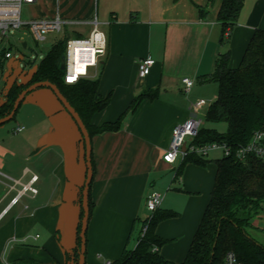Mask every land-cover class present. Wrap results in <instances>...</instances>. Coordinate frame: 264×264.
I'll return each instance as SVG.
<instances>
[{"label": "crops", "instance_id": "crops-1", "mask_svg": "<svg viewBox=\"0 0 264 264\" xmlns=\"http://www.w3.org/2000/svg\"><path fill=\"white\" fill-rule=\"evenodd\" d=\"M222 2L214 0L205 16L199 6L209 0H37L29 5L37 17L59 11L66 27L92 25L97 19L108 36L107 53L90 77L99 79L98 93L110 97V103L92 123L102 126L122 117V124L92 138L94 207L86 264L115 261L125 248L136 246L153 191L163 194L161 210L177 213L157 226L167 241L160 253L176 263L185 259L212 196L215 161L224 154L208 159L206 166H182L178 158L169 163L164 155L172 129L191 116L200 117L217 99L219 84L208 76L220 55L229 53V66L238 67L256 28L264 29V0H244L238 22L222 44ZM149 56L155 64L142 78L139 64ZM186 77L194 81L189 92ZM153 89L158 90L156 99L129 110L137 96ZM27 98L15 116L25 129L0 132V264L71 263L87 180L85 139L52 88L39 87ZM173 171V181L163 190ZM34 175L38 192L26 191L14 203Z\"/></svg>", "mask_w": 264, "mask_h": 264}, {"label": "trees", "instance_id": "trees-1", "mask_svg": "<svg viewBox=\"0 0 264 264\" xmlns=\"http://www.w3.org/2000/svg\"><path fill=\"white\" fill-rule=\"evenodd\" d=\"M213 1L209 0L205 7L199 6L201 15L209 12ZM243 5L244 0H223L218 13V21L224 31L222 44L229 40ZM68 40L66 36L52 44L32 78L14 85L7 92L6 100L0 105V119L12 112L16 99L24 89L35 82L47 80L56 84L77 110L91 139L95 134L120 129L122 117L102 126L92 123L93 116L110 103V97H102L98 93L99 79L84 77L74 84L65 82V71L61 67ZM208 79L218 82L219 91L217 99L206 112V119L225 121L228 129L222 133L203 126L189 143L199 146L224 143L231 153L215 161L217 173L212 196L185 259L176 263L161 255L160 248L167 241L157 234V226L160 221L177 213L159 208L144 221L147 230L144 236L138 238L136 246L125 248L122 256L111 261L112 264H222L228 252H234L246 264H264V245L246 232V225L252 219L250 212H256L264 205V159L255 153L245 158L237 155L238 148L250 143L256 131L264 132V29L256 28L238 67L229 66V53L221 54L215 72ZM157 97V89L145 91L134 99L129 110L134 112L143 100ZM189 162L206 166L208 159L187 151L182 166ZM93 207L90 195V218ZM82 218L83 212L78 225L77 247L73 257H70L72 262L67 264H78ZM155 246L159 249L154 250Z\"/></svg>", "mask_w": 264, "mask_h": 264}, {"label": "built area", "instance_id": "built-area-1", "mask_svg": "<svg viewBox=\"0 0 264 264\" xmlns=\"http://www.w3.org/2000/svg\"><path fill=\"white\" fill-rule=\"evenodd\" d=\"M37 0H0V35L2 40L9 37L14 31L28 28L29 32L37 41H46L47 33L52 31H62L66 23L58 11L53 17L45 18H23V6L32 5ZM28 42L22 41V44ZM26 45V47H27ZM108 36L105 31L99 27L97 19L92 23V30L88 36H76L69 38L64 55L65 65V82L67 84H74L84 77H90V71L97 67L101 58L107 53ZM14 54L11 48H5L1 55L0 61L4 62L11 59ZM155 64V59L151 56L144 58L139 64L140 77H146L152 70ZM185 90L189 92L194 81L186 77L183 79ZM204 119L198 116H191L186 121L177 123L172 129V137L169 147L164 155L165 161L174 163L180 154L184 155L187 151L196 152L197 154L206 157L209 151L214 148H221L225 155L231 153L230 148L224 143H207L205 145H190L191 142L203 127ZM25 129L24 125H18L16 131ZM187 143L186 151H183V145ZM255 153L257 156L264 159V132L256 131L250 143L241 146L237 150V155L240 158H245L248 154ZM38 180V176L34 175L28 184H24L18 196L13 200L14 203L18 202L19 198L26 192L32 191L37 193L38 189L33 186L34 182ZM163 202V194L159 191L151 192L146 200L147 209L154 213L158 210ZM147 230V225H143L139 237L144 236ZM157 246L154 250H158ZM104 264H112L107 261ZM222 264H246L240 261L234 252H228Z\"/></svg>", "mask_w": 264, "mask_h": 264}, {"label": "rangeland", "instance_id": "rangeland-1", "mask_svg": "<svg viewBox=\"0 0 264 264\" xmlns=\"http://www.w3.org/2000/svg\"><path fill=\"white\" fill-rule=\"evenodd\" d=\"M96 11V10H95ZM96 13V12H95ZM37 11L34 6H23V18H44L37 17ZM100 27L103 28V24L100 23ZM92 30V25H70L69 27L64 26L62 31H52L47 33L46 41H37L32 34L29 32L28 28H22L14 31L9 37H5L2 40L0 35V55L4 48H11L14 54L12 59H7L4 62L0 61V105L5 99L7 92L16 84H20L23 81H28L34 75V72L39 69L42 61L46 57L52 44L59 41L60 39L73 38L76 36H82L79 33L82 32L84 36H88ZM26 40L28 42L27 47H24L22 41ZM18 61V67L14 66V62ZM91 73V71H90ZM219 91V86H218ZM218 93V92H217ZM31 97V96H29ZM218 97V95H217ZM26 100V99H25ZM24 100V102H25ZM216 100V99H215ZM29 98H27L25 104L21 103L19 110L23 107L25 109L26 103H28ZM23 105V106H22ZM22 111V110H21ZM201 118L204 119L203 126L210 127L218 130L219 132H226L228 129V123L225 121L213 122L206 119V113L202 111ZM19 118L9 120L0 125V132L3 134H14L18 126ZM20 133V132H19ZM224 154L223 150L220 148L211 149L206 155L207 159L213 160L216 157H220ZM178 159H183V155L180 154ZM175 177V172H171L169 182H165L162 185V189L165 190L169 183L173 181ZM153 213L145 209L144 220L148 219ZM252 215L251 223L246 225V232L256 241L264 245V205L256 212H250ZM142 219V220H143ZM141 223V221H139ZM140 223H138L140 225ZM140 228V226L138 227ZM138 231L134 235L131 246L137 240ZM129 247V248H130Z\"/></svg>", "mask_w": 264, "mask_h": 264}, {"label": "water", "instance_id": "water-1", "mask_svg": "<svg viewBox=\"0 0 264 264\" xmlns=\"http://www.w3.org/2000/svg\"><path fill=\"white\" fill-rule=\"evenodd\" d=\"M27 43L24 42L23 46L26 47ZM18 61L14 63L15 67H18ZM63 70L65 69V65L63 64L61 67ZM39 87H50L52 88L59 100L62 102L64 107L67 109V111L72 115V117L75 119L77 122L79 128L81 129V132L84 136L85 143H86V159H87V180L85 183V187L83 190V201H82V208H83V218H82V226H81V231H80V239H81V244H80V250H79V260L78 264H86V254H87V232L89 228V221H90V188H91V183L93 181V176H94V167H93V161H92V152H93V147H92V139L89 133L88 128L86 127L84 121L82 120L81 116L77 112V110L72 106V104L69 102V100L65 97V95L62 93L60 88L54 84L51 81H38L35 82L31 85H29L26 89H24L18 96V98L15 101L14 104V109L12 112L6 116L0 119V125L12 120L24 100V98L32 91L36 90ZM187 149V143H184L183 145V151H186Z\"/></svg>", "mask_w": 264, "mask_h": 264}]
</instances>
